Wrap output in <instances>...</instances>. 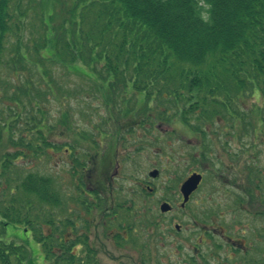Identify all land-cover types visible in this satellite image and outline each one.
I'll list each match as a JSON object with an SVG mask.
<instances>
[{
	"label": "trees",
	"instance_id": "trees-1",
	"mask_svg": "<svg viewBox=\"0 0 264 264\" xmlns=\"http://www.w3.org/2000/svg\"><path fill=\"white\" fill-rule=\"evenodd\" d=\"M55 64L96 81L111 105L122 102L109 115L114 121L178 118L207 160L205 137L223 121L246 132L264 123V0H0V69L8 73L0 78V264L29 263L25 246L2 238L8 224L26 226L48 264H101L86 234L77 233L79 216L64 215L50 179L22 171L61 148L41 100L54 97L49 67ZM34 76L47 89L37 92ZM72 150L64 154L69 172L84 187L94 173ZM249 177L247 195L263 197L261 179ZM73 237L84 243L83 258L72 249Z\"/></svg>",
	"mask_w": 264,
	"mask_h": 264
},
{
	"label": "rangeland",
	"instance_id": "rangeland-1",
	"mask_svg": "<svg viewBox=\"0 0 264 264\" xmlns=\"http://www.w3.org/2000/svg\"><path fill=\"white\" fill-rule=\"evenodd\" d=\"M9 49L10 43L4 54H8ZM68 66L55 64L49 67L54 97L50 93L41 96L43 108L47 111V122L56 124L58 128L54 139L61 148L59 151L49 150L51 158L33 159L25 169H21L50 179L51 186L61 195L64 215L69 213L73 219L79 216V219L75 218L77 233L80 236L81 233L86 234L87 238L83 240L93 235V239L90 236L91 244L101 264H113L116 259L130 264L141 262L142 257H145L144 264L175 260L170 247H167L168 251L165 246L157 247L154 252L148 247L139 250L131 244L117 246V234L112 235V230L124 224L123 221L126 225L127 222L140 221L142 224L135 226L138 228L135 234L141 242L147 240L151 223H160L163 229L173 228L174 224L183 221L187 223L188 219L180 211L161 213L159 203L167 199L177 206L175 188L192 172L204 173L202 190L192 200L202 198L195 211L204 212L206 222L211 221L212 227L220 224L219 227L225 228L226 234L232 236L236 233L241 235L243 231L245 235L254 236V244L258 243L256 235L264 232V195L255 200L247 195L245 189L250 181L253 183L248 176L255 180L260 178L264 185V123L253 124L254 128L246 132L236 122L232 126V121H223L218 133L209 132L205 137L211 152L207 160H202L198 138L189 133L178 118L166 123L149 119L151 124H135L133 117L114 121L109 115L115 113L122 102L111 105L97 90L96 81L75 74L71 65ZM6 77L7 71L0 69V78ZM34 81L42 83L39 76H34ZM38 86L37 92L47 89L43 84ZM245 101L250 103L248 98ZM130 104L129 109L132 110L134 103L131 101ZM60 120L67 122L70 131L61 125ZM234 136H240L239 140ZM69 147L94 173L84 187H79V182L69 172L70 163L64 155ZM104 157L106 164H97ZM91 158L93 164L89 163ZM246 167H252V174ZM154 170L157 174L152 177L150 173ZM145 185L151 190L145 189ZM255 193L259 194V191L255 190ZM82 194L86 195L85 199ZM76 198L79 202H75ZM119 205H123V209H118ZM190 206L191 211L193 203ZM115 210L117 214L113 217ZM54 213L60 219L64 218L60 209L56 212L54 209ZM235 219L237 225L233 224ZM86 221L90 224L87 228ZM144 222L149 226H144ZM107 237H114V241H108ZM2 238L25 246L29 250L28 264H48L43 259L40 245L26 226L8 224ZM214 239L209 242L214 243ZM73 240L77 244L81 241H76V237ZM80 251L79 248L76 256L83 258L85 252ZM152 251L154 262L150 257ZM155 253L159 254L158 258Z\"/></svg>",
	"mask_w": 264,
	"mask_h": 264
},
{
	"label": "flooded vegetation",
	"instance_id": "flooded-vegetation-1",
	"mask_svg": "<svg viewBox=\"0 0 264 264\" xmlns=\"http://www.w3.org/2000/svg\"><path fill=\"white\" fill-rule=\"evenodd\" d=\"M193 173V172H192ZM191 173V174H192ZM198 173V172H196ZM201 175V180L198 183L197 187L188 195L187 200H184L183 194L180 190L181 183L175 188V193L178 197V205L175 206L172 204V200L162 199L159 203V211L163 214H168L174 211H180L181 214L188 219L187 223L183 221L181 224H174V227L161 228L160 223L157 222L151 223V231L147 232V240L140 241V238L135 234L138 231V224H142L140 221L135 223L127 222V225L121 223L117 229L112 230L115 235V240L117 246H124L127 244L134 245L139 250L145 249L148 247L150 250L156 252L157 247H163L170 251L172 257L175 260L166 261L160 260L155 262V264H264V232L262 231L261 235H256L257 244H254V236L245 235L242 231L241 235L236 233L237 228H235V236L226 234L225 228L217 224V227L214 228L211 226V221L206 222L204 212H196L195 208L197 205L202 203V198H198L193 202V197L200 193L204 184V173H199ZM189 176V175H188ZM145 189L151 190L150 186L145 185ZM198 200V201H197ZM165 203L168 205L166 211H161V205ZM193 203L194 208L190 211V204ZM93 205V204H92ZM95 206V205H94ZM93 208V207H92ZM96 208V207H95ZM118 209H123V205H119ZM117 214V210L114 211L113 217ZM221 217V216H220ZM174 217H172L173 221ZM123 224V225H122ZM237 225L236 219L233 223ZM144 226H147V223ZM213 228H211V227ZM210 227V228H209ZM149 229V228H148ZM147 230V229H146ZM149 233L151 235H149ZM91 236V234H90ZM88 236V245L90 249L94 250V246L91 244L92 236ZM214 238H217L215 240ZM108 241H114V237H107ZM214 239V243H210ZM168 247V248H167ZM84 248V245L81 243H75L72 245V249L77 255L78 250ZM153 248V249H152ZM155 249V250H154ZM153 251L151 252V260ZM158 258L159 254H156ZM156 258V259H157ZM141 262H130V264H144L145 257H142ZM113 264H127L122 262L120 259L114 260Z\"/></svg>",
	"mask_w": 264,
	"mask_h": 264
},
{
	"label": "water",
	"instance_id": "water-1",
	"mask_svg": "<svg viewBox=\"0 0 264 264\" xmlns=\"http://www.w3.org/2000/svg\"><path fill=\"white\" fill-rule=\"evenodd\" d=\"M157 174V170H154L150 173V176L154 177ZM201 180V175L198 173L190 174L181 184L180 190L183 194L184 200H187L188 195L197 187L198 183ZM161 211H166L168 205L163 203L160 207Z\"/></svg>",
	"mask_w": 264,
	"mask_h": 264
},
{
	"label": "clouds",
	"instance_id": "clouds-1",
	"mask_svg": "<svg viewBox=\"0 0 264 264\" xmlns=\"http://www.w3.org/2000/svg\"><path fill=\"white\" fill-rule=\"evenodd\" d=\"M208 8H209V10H210V8H211V5H208L207 6ZM202 18L205 20V21H207L208 19H209V15H208V13L206 12V13H204L203 14V16H202Z\"/></svg>",
	"mask_w": 264,
	"mask_h": 264
}]
</instances>
